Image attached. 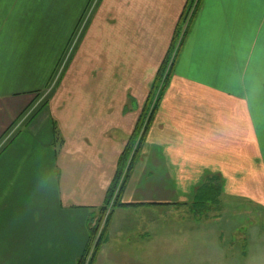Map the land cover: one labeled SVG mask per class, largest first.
Listing matches in <instances>:
<instances>
[{"label":"crops","instance_id":"obj_1","mask_svg":"<svg viewBox=\"0 0 264 264\" xmlns=\"http://www.w3.org/2000/svg\"><path fill=\"white\" fill-rule=\"evenodd\" d=\"M186 2L97 0L76 58L93 44L105 48V70L93 85L101 99L84 93L78 99L77 92L74 98L73 91L61 99L63 77L40 105L94 0H0V264H77L94 248L88 243L100 214L93 208L102 206L116 175L125 148L118 140L136 128ZM100 12L108 15L101 25ZM76 58L64 76L82 74V68L69 74L82 64ZM111 65L123 91L109 98ZM133 78H141V97L138 107L125 110V83ZM158 106L152 121L158 124L149 126L144 143L148 161L139 160L135 172V160L123 205L113 208L93 264H211L224 258L223 245L201 239L205 222L221 217L220 211L200 214L204 184L226 188L213 209L225 191L229 199L248 197L264 208V0H202ZM54 123L63 139L59 150ZM109 126L120 128L121 137L110 136ZM223 213L236 218V212ZM253 232L258 230L245 237ZM190 235L196 236L191 246L183 242Z\"/></svg>","mask_w":264,"mask_h":264},{"label":"rangeland","instance_id":"obj_2","mask_svg":"<svg viewBox=\"0 0 264 264\" xmlns=\"http://www.w3.org/2000/svg\"><path fill=\"white\" fill-rule=\"evenodd\" d=\"M98 10V5H97V0H94V3H92L91 8L87 11V13L85 14L80 27L76 30L75 35L73 36L69 46H67L62 59L60 60V65L57 68V71L55 73L54 76V81L50 84V86L47 88L45 95L43 96V99L40 103L44 104L46 100H49L50 98H52V94H54L53 92L57 89L58 84L61 82L62 78L63 79V83L66 84V92L63 90L62 94L60 95V98L63 99V97H65L66 99H69L72 97V91L74 93V98L76 95V92L78 93V99L81 97V94H85L88 95V97L90 98V96L93 97L94 100L98 101L97 99H101L100 95H96V88L93 87V85H99V82H97L98 80L100 81V71L101 70H105V66H103V63L105 61L104 59V55L106 56V51L105 48H103V46H98L95 47L96 45L99 44H93L92 46L87 48V51L85 52H80L77 55L76 58V52L80 46V44L82 43V39L84 38V36L87 33V29L88 26L90 25V23L93 21L94 15ZM102 16V17H101ZM107 16L108 15H104L100 12L97 21L98 24H102L105 23V20H107ZM88 42L84 43V48H86ZM105 44V43H104ZM113 45V44H112ZM105 47H108V45H106ZM110 47V46H109ZM111 51V49H110ZM179 52L176 54V50L173 52V56H176L175 59H177ZM76 58V61H81L82 64L79 67L77 64H75L70 73L71 74L75 69L79 70V68L81 69V75L80 76H75L73 77L66 74V76H64L65 72H67L68 66L71 64V61H73ZM73 59V60H72ZM176 62V60H175ZM73 63V62H72ZM85 68V69H84ZM110 73L108 74V82H109V87L107 90V96L109 98L112 97L113 94H118V96L122 95V91H123V86L122 85H118L115 80L117 76H112V65L110 66ZM85 76L87 77V81L84 83L85 80ZM129 75L126 74L124 76L125 81H127L130 77H128ZM137 76V75H134ZM81 77V78H79ZM140 79H136L133 78V81L135 80V82L130 81V82H126L125 83V92H124V102H126V107L125 110H132L133 108H135L136 106L138 107L139 102H138V98L140 99V94L138 93L137 87L138 89H140L141 87V83H140ZM106 80V77H105ZM170 81H171V77H170ZM169 81V82H170ZM121 81H119L120 83ZM133 82V83H132ZM153 82V81H152ZM107 83V80L105 81L104 87ZM62 84V83H61ZM127 84H129L127 86ZM170 84V83H169ZM168 84V86H169ZM73 86V89H72ZM152 85H149V89L147 92V97H146V105H143L141 107V117L143 114V121L140 122L141 125L139 127V131L135 134V137L132 139V141L130 142V138L132 137V135L134 133H129L127 132L124 136V140L123 139H119V142H123L125 143V148L126 146L130 143L129 147V153L128 155L132 156V154L134 153L135 147H137V145H139V140L140 137L143 136L142 141H144L141 144L140 147V151L137 152V158L139 157V159L137 160V163L139 165V167H136L135 172H139L140 166H141V162L139 160H146V163L148 161L146 155H142L143 153H147V150L144 149L145 147V141H146V136H147V132L145 133L146 130H148V127L145 129V123L148 121L149 118H147V116L149 114H151V110L153 109V107L155 106V103H158L163 99L164 95H165V91H163L164 93L162 94V84H160L157 89H153L151 90ZM167 86V87H168ZM63 87V86H62ZM116 87H118V91L116 92ZM104 92H105V88H104ZM97 96V99L94 97ZM75 100V99H73ZM72 100V101H73ZM158 105L156 110L158 109ZM138 109V108H137ZM110 113H114L115 112V107L109 106L108 108ZM122 113V112H121ZM124 114H121V116H123ZM146 117V118H145ZM117 119V118H116ZM116 119H112L110 121V123H114L116 121ZM141 121V120H140ZM153 119H151L150 121L147 122V126H150L151 124L155 125L158 124V122H152ZM152 122V123H151ZM137 125V124H136ZM109 131L108 134L110 136L113 137H117V135H119L121 137V133H120V128H117L116 126H109ZM144 131V132H143ZM134 132V131H133ZM61 133V132H60ZM142 133H144L142 135ZM142 135V136H141ZM61 137V135H60ZM144 139V140H143ZM62 138H59L56 142L54 147L56 148V150H59V148L62 146ZM145 163V164H146ZM134 165V164H133ZM60 173L61 171L57 168L56 169V175L58 177H60ZM143 175V172H142ZM148 175V174H147ZM61 178V177H60ZM146 179V178H145ZM141 183V182H139ZM143 183L140 184V186ZM140 186L138 188H140ZM223 190H226V188H223ZM226 194L223 192V197H225V199H221V201L219 202V204L215 203V206H219V209H213V203H210L208 205H206L205 207H203V209H200V214H205L208 213L209 215L215 213L217 214V211H220L221 213V217L220 219L214 220V224H208V221L206 220H202L199 219L198 222H205V226L204 228V235H201V239H203L204 242L206 243H216L219 242L221 245H223L221 247V252H219L218 250L213 249V251H210L212 253V256L214 255H218V252L220 255H223L224 258L221 256L220 259H217L216 261L212 262L211 264H264L263 260H260L257 256L260 257L259 254H261V252H259L260 250L264 251V234H260V230L263 229L264 230V226L262 227L261 225V216L264 215V208L261 204L255 202V201H250V199H248V197L243 198V199H229L228 197L224 196ZM211 207V208H210ZM99 206L94 207L93 209H95V213L94 215H98L100 214V210H99ZM115 208V207H114ZM178 209V208H176ZM113 202H111L107 208V210L105 211V213L102 216V220L101 224H100V230L101 233L105 230V228L107 227L108 223H109V219H110V212H113ZM175 210V209H174ZM180 210V208L178 209ZM223 212H229V213H235L236 218L234 219H227L226 218V214L228 213H223ZM237 214H238V218H237ZM264 221V220H263ZM232 225V228L229 225ZM177 229L180 228V226H176ZM261 228V229H260ZM252 229V231L254 230H258V232L255 234V232H253V235L250 236L247 234L245 237V232L248 233V231ZM100 233V235H101ZM98 234V231L96 233V236ZM212 234H216L217 236V240L215 239V237ZM195 237L194 235H190L186 240H184V243H187L189 246H191L194 241H195ZM175 241V239H174ZM250 243H252L251 246V250H249V245ZM223 247H225L226 250H223ZM190 250V249H189ZM188 252V251H187ZM247 252H252L253 256L252 258L249 257V254L247 255ZM258 253V254H257ZM256 254V255H254ZM195 253L192 255L194 256ZM89 259H87L86 262H88Z\"/></svg>","mask_w":264,"mask_h":264},{"label":"trees","instance_id":"obj_3","mask_svg":"<svg viewBox=\"0 0 264 264\" xmlns=\"http://www.w3.org/2000/svg\"><path fill=\"white\" fill-rule=\"evenodd\" d=\"M201 4H202V0H187L185 7L181 13V16L178 20V23L176 25V28L174 30V35H173V39H172V43L170 45V48H169L165 58L163 59L162 63L160 64V66L157 70V73L154 77L153 82L151 83V85H152L151 90L157 89V87L160 84H162V87H161V90L163 89L162 94L164 93L163 91L166 90L168 84L170 83L169 82L170 77L173 73V67H174L175 60H176L175 59L176 56H173V52L176 50V54H177L180 51L181 47L183 46L191 28H192L193 21L196 17V14H197ZM157 105H158V103H155V106L151 110V114H149L147 116V118H149L148 121L153 119ZM142 121H143V114H142V117L140 115L139 121L136 125L134 132H133L134 134L130 138V142L135 137V134L139 131L138 129L141 125L140 122H142ZM147 122L145 123V129L147 127L149 128V126H147L148 125ZM147 131L148 130H146L145 133ZM54 133H55V140L57 141L59 139V136H58L59 132L57 130V126L55 125V123H54ZM143 134L144 133H142V135ZM143 136L140 137L139 145H137V147H135V150H134V153L132 154V156L128 155L129 150H130L128 146L130 145V143L126 146V148H124V150H123V152L119 158V161H118V167H117L116 175H115L113 181L111 182V184L107 190L104 203L99 208V210L101 212L100 213V219L98 220L97 225L92 227V230L90 233V239H89L88 245L90 243H91V245L94 243L92 255L89 258V261L86 262L88 259V256H89V249L91 247L90 246L89 248H87L85 250L84 254L80 257L77 264H93L95 257L97 255L99 249H100V246L106 240L107 227L101 233V235H99L98 238L96 239V233H97L98 228L101 224L100 220H102V216L105 213V211L107 210V208L111 202H113V208L118 206V205H123V203L121 202V196L123 194L126 182L129 178V175H130L131 170L133 168V164L135 163V160L137 158V156H136L137 152L140 151L141 144L144 142V141H142ZM222 190H223L222 186L218 187V186H212L210 184H204L202 187H200V190H199V194L204 196L203 197L204 199L202 201L197 202L200 205L199 207L203 208L206 205L213 203V200L220 193H222ZM110 214L112 215V212H110ZM111 215L109 217H111Z\"/></svg>","mask_w":264,"mask_h":264},{"label":"built area","instance_id":"obj_4","mask_svg":"<svg viewBox=\"0 0 264 264\" xmlns=\"http://www.w3.org/2000/svg\"><path fill=\"white\" fill-rule=\"evenodd\" d=\"M100 227L101 226H99V228H98V234H97V236H96V239L98 238V236L100 235V233H101V231L99 232V230H100ZM92 252H93V248H92V250L90 251V253H89V256H88V259L91 257V255H92Z\"/></svg>","mask_w":264,"mask_h":264}]
</instances>
